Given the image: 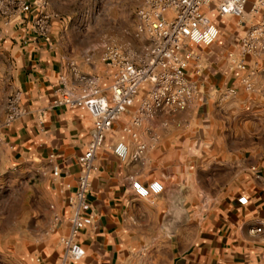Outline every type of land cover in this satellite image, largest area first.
I'll return each mask as SVG.
<instances>
[{
	"label": "crops",
	"instance_id": "obj_1",
	"mask_svg": "<svg viewBox=\"0 0 264 264\" xmlns=\"http://www.w3.org/2000/svg\"><path fill=\"white\" fill-rule=\"evenodd\" d=\"M46 1L47 9L58 14L49 40L32 34L34 13L9 25L12 88L23 91L26 113L1 129L0 142L10 148H0V172L26 165L31 176L36 173L42 186L50 187L62 220L33 254L41 258L39 264H63L62 238L70 226L67 198L82 171L77 158L87 149L93 122L84 107L52 106L53 85L61 74H71L69 61L89 73H102L103 65L99 55L69 33L65 0ZM221 40L208 47L211 54L221 49L217 54L201 55L197 80L207 100L151 121V133L143 134L149 147L141 161L123 162L111 151H98L91 208L78 236L86 252L65 264H264V232L249 231L264 222V146L245 143L254 133L247 127L249 109L264 114V57H247L255 70L254 88L246 90L237 75L227 72L230 47ZM230 45L238 50L235 36ZM228 87L237 93L223 97ZM122 122L116 123L112 139L130 141L119 131ZM51 154L61 167L60 177L53 176ZM133 179H157L165 189L154 201L144 199L135 194Z\"/></svg>",
	"mask_w": 264,
	"mask_h": 264
},
{
	"label": "built area",
	"instance_id": "obj_2",
	"mask_svg": "<svg viewBox=\"0 0 264 264\" xmlns=\"http://www.w3.org/2000/svg\"><path fill=\"white\" fill-rule=\"evenodd\" d=\"M28 13H34L32 34L49 40L52 21L58 14L47 9L46 0H0V20L4 25L23 20ZM218 17L237 19L238 50L228 53L230 68L242 71L245 89L253 90L251 75L255 69L247 57H264V0H142L136 11L137 35H147L146 45L136 48L104 41L99 54L102 73L85 72L69 61L71 74H61L54 83L51 105L84 107L93 122L87 149L77 158L82 171L75 191L67 198L70 226L62 238L63 264L81 259L86 252L78 236L91 208V175L99 170L98 151H111L123 162L141 161L149 147L143 134L151 133V121L161 113L186 110L198 99L207 100L191 73L194 70L199 76L202 72L201 54L196 47H209L221 36ZM236 93L234 87H228L222 96ZM25 113L23 91L15 89L6 98L0 127H11ZM122 120L119 131L127 134L130 141L112 139L117 131L116 123ZM49 159L53 176L60 177L62 171L54 162L55 155L51 154ZM252 169L261 178L256 166ZM131 186L138 197L151 201L165 189L157 179L149 182L133 179ZM52 208V230H56L62 216L54 205ZM249 231L264 232V222ZM40 261L36 257L30 264Z\"/></svg>",
	"mask_w": 264,
	"mask_h": 264
},
{
	"label": "rangeland",
	"instance_id": "obj_3",
	"mask_svg": "<svg viewBox=\"0 0 264 264\" xmlns=\"http://www.w3.org/2000/svg\"><path fill=\"white\" fill-rule=\"evenodd\" d=\"M63 17L68 23V31L80 40L89 51L100 54V46L104 41L118 44H131L136 48L147 44V35H137L136 11L142 0H65ZM221 26L223 46L229 51H237L230 45L231 38L236 35V19L218 17ZM12 30L0 20V122L4 117V104L7 96L13 91V43L9 40ZM226 42V43H225ZM197 49L202 55L219 52L208 47ZM228 53L225 54L224 65L228 73L240 79L243 72L231 70ZM203 65V64H202ZM192 68V66H191ZM194 74L195 71L191 73ZM248 96V95H247ZM253 99V97H250ZM251 112L248 129L253 131L252 137L246 138V145L264 146V117L260 109H249ZM1 129H7L0 127ZM259 133H263L262 135ZM262 137V138H261ZM8 150L7 144L0 142V148ZM8 153V152H7ZM42 186L36 173L31 176L24 166L10 167L0 172V264H30L34 259L33 252L51 235L53 202L49 190Z\"/></svg>",
	"mask_w": 264,
	"mask_h": 264
}]
</instances>
